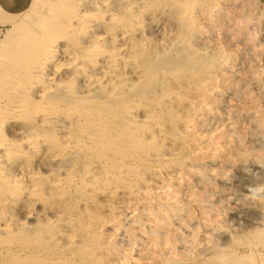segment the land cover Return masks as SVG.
I'll return each mask as SVG.
<instances>
[{
	"label": "rangeland",
	"instance_id": "obj_1",
	"mask_svg": "<svg viewBox=\"0 0 264 264\" xmlns=\"http://www.w3.org/2000/svg\"><path fill=\"white\" fill-rule=\"evenodd\" d=\"M4 1L1 73L12 63L23 28L16 23L24 15L33 17L41 5L31 0L24 10L11 12ZM115 1V10L121 12L132 0ZM132 3L144 26L132 37L102 42L104 47H123L128 64L105 77L98 73L101 81L93 88L80 79L74 91L81 97L103 91L105 97L113 83L123 84L127 105L121 111L137 101L140 105L134 117L119 113L116 122H105L100 134L117 136L122 127L132 131L137 125L154 132L157 124L165 125L163 134L155 133L137 149H113L105 160L108 147H96L73 118L42 117V129L60 128L59 143L69 147L64 154H54V145L34 153L31 167L46 188L36 191L22 177L21 188L0 204V264L22 255L19 240L25 238L47 264H264V0ZM155 62L162 64L159 71L143 74ZM133 88L138 91L134 96ZM148 111L154 113L149 120L144 117ZM5 124L10 138L30 131L14 119ZM23 161L13 164L12 174ZM117 170L119 176L112 175ZM69 175L77 184L65 191L62 185ZM3 219L12 223V231L2 229Z\"/></svg>",
	"mask_w": 264,
	"mask_h": 264
},
{
	"label": "bare ground",
	"instance_id": "obj_2",
	"mask_svg": "<svg viewBox=\"0 0 264 264\" xmlns=\"http://www.w3.org/2000/svg\"><path fill=\"white\" fill-rule=\"evenodd\" d=\"M132 1L134 2L136 0H132ZM132 1L129 2V6L125 5V3L127 4V2H125L124 5L121 7V12H120V11H116L114 6H113V4H114L113 2H116L115 0H35L34 5H38V4H41V5L36 10V12H34L33 17L28 19V17L26 15H24L16 23L15 26L22 25L23 28L21 29V33H20V35L16 41L17 45L14 48L13 60H12V63L9 65V67L7 66L8 68H6V70H3L2 73L0 72V204H2L4 202V199L7 198L6 196H10V195H12V193H16L21 188V182H22L21 178L22 177L27 178L28 181L32 184V186L36 189V191L42 187V182L39 180L36 172L31 167V158H32L34 153H37L43 149L46 150L47 147H49V146L52 147L54 145L56 147L55 152H53L54 154L55 153L56 154L57 153L58 154H64L67 151V148L69 147L66 143L65 144L59 143L60 128L56 127L55 124L51 123L52 125L55 126L53 128H50L47 130L42 129V127L40 126V123H42V120H41L42 117H44V119H47V117H48V119H52V118L56 119L57 116L64 115L66 117L73 118L72 122H75V123H78L79 125H81L80 126L81 132H83L89 138H91L92 142L96 145V147L99 145H103V146L108 147V152L106 154L103 153L105 155V160L110 158V155L112 154L113 149L114 150L119 149V148L121 149V147H122V149H121L122 153L125 152L127 148H129V149H131V147L133 148V145H134V148L137 149L136 148L137 145L138 146L141 145L142 141L144 143L145 142L150 143L151 139L155 135V133L156 134H163L164 130L162 127L165 125L161 126L159 124H157V126L154 128V132H152L151 128L148 126L141 129L137 125L135 128H133L132 131H128V129H126V127H124V128L122 127L121 130H119L120 132L118 133L117 136H113V135L109 136V135H105L103 133L100 134L102 131H104V128H103L104 123L105 122H109V123L116 122L115 120H117V118H119L118 117L119 113L123 114L124 118L127 116L134 117L133 111H134L135 106H137L139 104V101H137V102L134 101L136 104H133V105L129 104L127 107H125V109H123V111H121V106L123 104H125V101H123V95L126 94L125 93L126 88H124L123 84L120 85V84L113 83L111 85V89L109 90V91H111L110 94L106 95L105 97L102 94L103 91L102 92L99 91L98 93L95 92V94H93L91 91V93L86 94L84 97L79 96L74 91L76 83L78 80L82 79L85 82L87 88H93V86L100 84L101 80L98 78L99 77L98 73L101 72V74L103 73V76L104 75L108 76L110 74V72L115 71V70H117L116 72H118L119 69L126 67V65L128 64V61L126 62V60L129 57L126 59V56L124 55V52H123V51H125L123 47L118 49L115 45H112L111 43L110 44L112 46L104 47L102 45V42L105 41L106 39H111V40L115 41L120 36L121 37H132L134 34H136V32L139 29H141V26H144L142 24H144L145 21L144 22L138 21L137 20L138 16L136 15L137 12L136 13L132 12V9H131L132 4L135 5L134 3H132ZM153 1H155V0H153ZM181 1L183 2V0H181ZM144 2H146V1H144ZM86 3H89V4L86 6L85 5ZM149 3H151V2H149ZM138 4H140V3H138ZM157 4H158V2H157ZM145 6H147V5H145ZM182 7H184V6H182ZM143 8H145V7L142 6V9ZM150 8H151V6H150ZM138 10H141V8H139ZM139 12H141V11H139ZM141 22H143V23L141 24ZM143 29H144V27H143ZM14 30H15V28H14ZM141 35H142V33H141ZM139 38H140V35H139ZM142 39H143V37H142ZM144 39H145V37H144ZM144 39H143V41H144ZM132 40H135V39H132ZM146 42L141 46H144V45L146 46ZM133 44H134V42H133ZM135 45H136V43H135ZM132 46H134V45H132ZM137 46H139V45H137ZM127 48L128 47L126 46V49ZM130 51H132V50H130ZM190 51H191V49H190ZM138 52H136V53H138ZM161 57H162V55L158 56V58H161ZM166 60H168V59H166ZM132 61H130V63ZM147 62H148V60H147ZM132 63H134V61ZM142 64H146V63H142ZM148 64L149 63H147V65ZM136 66L139 67L138 65H136ZM160 66H162V64L160 62H155V63L151 64V66H149L148 68L144 67L146 73H143V74L149 75L150 69L154 70V71L156 69L158 72L159 71L158 69L160 68ZM143 69H142V71H143ZM64 72H65V75H63ZM60 74H62V75H60ZM156 74H154V75H156ZM124 76L127 77L126 75H124ZM139 79H141V78H139ZM142 81H143V79H142ZM156 81H158V80H156ZM118 83H119V81H118ZM133 84H134V82H133ZM107 85H109V84H107ZM37 86H39L40 88L35 92L34 89ZM125 86H129V85L125 84ZM133 86H135V84ZM143 86H142V89H143ZM107 88H108V86H107ZM130 88H127V89H129V91H130L131 90ZM136 88L140 89L138 87H136ZM88 92H90V91H88ZM135 92L137 93L138 91L137 90L135 91L133 88V90L131 91L133 96L136 94ZM161 94H163V93H161ZM147 96H149V95H147ZM158 102H157V104H160ZM141 103H142V101H141ZM144 103H142V104H144ZM125 105H127V104H125ZM142 110L143 109H141L140 111H142ZM150 110H152V109H150ZM160 113H162V115H163L164 114L163 110ZM40 114H41V116H39ZM153 116H154V113L148 111L147 115H145L144 117L149 120V118H152ZM9 119H14L18 122H21L23 124V126L30 129V131L27 133L26 132L22 133L19 138L8 137L4 132V126L6 125L5 123ZM60 121H63V120L60 119ZM46 123H50V121L47 120ZM163 123H161V124H163ZM150 124H152V123H150ZM140 126L142 127V125H140ZM172 130H174V129H172ZM69 131H68V134H69ZM104 133H105V131H104ZM158 137H157V139H158ZM69 138H71V137L68 135V139ZM72 138L74 140V138H76V137L72 136ZM131 138H132V140H131ZM176 140L179 141V139H176ZM67 142H68V140H67ZM164 142H165V140H164ZM172 143H174V141ZM4 145H6V146L4 147ZM1 146L5 149L6 148H12L13 151L4 150L2 148L4 150L3 151V150H1ZM160 146H162V145H160ZM166 146H167V144H166ZM85 149H91V147L86 145ZM174 151H176V150H174ZM51 155H52V152H51ZM123 155L124 154H122L121 157H123ZM167 155H168V153H167ZM143 156H144V154H143ZM175 156H176V154H175ZM51 158H52V156H51ZM144 158H145V156H144ZM20 159L24 160L23 164L21 165V167H19V171L16 174H12L11 168H12L13 164H15ZM84 159H86V158H84ZM112 164L113 163H111V165ZM148 164H149V162H148ZM155 164H157V163H155ZM81 165H84V164H81ZM96 166H97V164H96ZM117 167L120 169L119 166H117ZM116 168H115V170H116ZM151 168H153V167H151ZM146 169H148V168H146ZM81 170H82V168H81ZM153 170H155V169H153ZM120 171H118V170L113 171L112 175L114 174L116 176H119L118 174L120 173ZM124 171H122V172H124ZM136 172H138V171H136ZM136 172H135V174H136ZM62 173H64V171L61 172V174ZM131 174H132V172H131ZM145 174H146V172H145ZM51 180H53V179L51 178ZM115 180H117V179H115ZM46 182H48V181H46ZM56 182H58V181H56ZM115 183H116V181H115ZM31 184H30V186H31ZM76 184H77V180H76L75 176L69 175L67 181H65V183H63V185H62V189L65 191H72ZM45 186H43V187H45ZM47 187L49 189V186H47ZM39 192H40V190H39ZM42 195H44V193H42ZM77 195H78V193H77ZM95 195H96V193H95ZM8 199H9V197H8ZM41 200H42V198H41ZM8 212H9V209H8ZM1 226H2L3 230H7V231L11 230L12 231V223H10L8 220H4L3 222H1ZM76 227H78V226H76ZM88 228L90 229V227H88ZM64 233H66L65 230H64ZM70 233H68V234H70ZM72 234L74 235V233H72ZM82 234H84V233H82ZM82 234H80V235L82 236ZM55 235H57V234H55ZM67 237H69V236H67ZM72 238H73V236H72ZM85 239H84V241H85ZM19 243L22 247V255L20 256L18 254L19 256L14 257V255H12V253H11V255L13 257H8L9 261L11 259V262H12L11 264H47L45 261L46 259L44 260L41 257L42 255L38 252V250L36 248H31V245H29V242L26 240V238L19 240ZM75 250H77V249H75ZM66 252L68 253V251H66ZM3 253H5V252H3ZM61 254H62V252H61ZM4 257H6V256H4ZM8 264H10V263L8 262ZM67 264H68V262H67ZM69 264H71V263H69Z\"/></svg>",
	"mask_w": 264,
	"mask_h": 264
},
{
	"label": "crops",
	"instance_id": "obj_3",
	"mask_svg": "<svg viewBox=\"0 0 264 264\" xmlns=\"http://www.w3.org/2000/svg\"><path fill=\"white\" fill-rule=\"evenodd\" d=\"M31 0H7L4 1V6L8 7V9L11 10V12H20L24 10L29 4ZM3 10L0 6V17L3 18ZM2 15V16H1Z\"/></svg>",
	"mask_w": 264,
	"mask_h": 264
}]
</instances>
